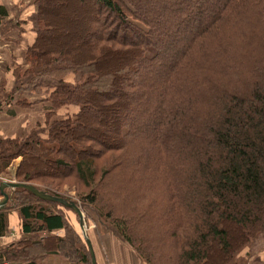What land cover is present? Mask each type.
<instances>
[{
	"label": "trees",
	"instance_id": "16d2710c",
	"mask_svg": "<svg viewBox=\"0 0 264 264\" xmlns=\"http://www.w3.org/2000/svg\"><path fill=\"white\" fill-rule=\"evenodd\" d=\"M33 4L35 42L0 105L46 119L0 137V185L79 206L75 189L138 264H249L264 238V0ZM6 193L0 238L8 210L23 237L1 261L93 264L74 210Z\"/></svg>",
	"mask_w": 264,
	"mask_h": 264
},
{
	"label": "crops",
	"instance_id": "0c3cea01",
	"mask_svg": "<svg viewBox=\"0 0 264 264\" xmlns=\"http://www.w3.org/2000/svg\"><path fill=\"white\" fill-rule=\"evenodd\" d=\"M0 7L4 12H0V102H3L5 93L14 88V68L11 66L14 63L24 65L28 47L35 42L33 17L37 13V8L33 0H0ZM9 21H12V27L7 29L5 24ZM19 100L20 98H17V101ZM42 117L45 116L38 109L25 110L14 104L11 106L2 104L0 137L26 136L38 124L43 123ZM20 162L21 159L17 160L9 169L12 176L16 175ZM4 227L5 234L0 238V250H9L23 237L22 222L17 211H6ZM56 235L64 236V232H57ZM107 248V253L103 255L102 261L98 259V264H138L135 256L114 239H111ZM0 264L7 263L0 260ZM43 264L65 263L56 256H50Z\"/></svg>",
	"mask_w": 264,
	"mask_h": 264
},
{
	"label": "rangeland",
	"instance_id": "374dc122",
	"mask_svg": "<svg viewBox=\"0 0 264 264\" xmlns=\"http://www.w3.org/2000/svg\"><path fill=\"white\" fill-rule=\"evenodd\" d=\"M45 117H42L43 123L45 124ZM149 120V118H148ZM144 128H141V131H144ZM17 172V171H16ZM12 175V174H11ZM9 181V182H16L15 180H12L10 178L3 179L2 182ZM63 192L66 194V198L73 200L79 204V207L83 208L82 203L79 200V195L77 194V191L75 189H70L69 187H65ZM1 199V198H0ZM82 211L84 215V220L85 222V231L87 233L88 238L90 239L94 253L97 258V263L98 259H103V255H105L108 251V245L113 239L110 234L105 231L104 228L101 227L97 222V217L94 215L93 212H91L87 207H85ZM69 216L72 218V222L74 224V227L77 228V231H79L80 237L83 238V240L86 242L84 236H83V230L80 228L79 221L76 217V215H71V212H69ZM114 241H116L121 247L123 246L125 250L128 249L126 248L121 242L116 240L114 238ZM250 253V258L248 259L249 264H264V238L260 239L253 247L252 249L247 251V254ZM106 257V256H105ZM143 264V263H141Z\"/></svg>",
	"mask_w": 264,
	"mask_h": 264
},
{
	"label": "water",
	"instance_id": "95a60500",
	"mask_svg": "<svg viewBox=\"0 0 264 264\" xmlns=\"http://www.w3.org/2000/svg\"><path fill=\"white\" fill-rule=\"evenodd\" d=\"M15 190V189H26L28 190L29 192H31L32 194H34L36 197L44 200V201H51V202H56V203H60L72 210H74L80 217L81 219V229L83 230V236L86 240V243L88 245V247L90 248L91 250V253H92V258H93V264H97V260H96V256H95V253H94V249H93V246H92V243L90 241V239L88 238L87 236V233L85 231V222H84V215L80 209L79 206H77L74 202H69V201H66L62 198H58V197H54L52 195H49L43 191H39L38 189H36L34 186L32 185H27V184H19L17 182H2L1 185H0V191H1V201H0V211H3L6 209L8 203L10 202V197L9 195L6 193L7 190Z\"/></svg>",
	"mask_w": 264,
	"mask_h": 264
},
{
	"label": "bare ground",
	"instance_id": "6f19581e",
	"mask_svg": "<svg viewBox=\"0 0 264 264\" xmlns=\"http://www.w3.org/2000/svg\"><path fill=\"white\" fill-rule=\"evenodd\" d=\"M1 199H2V197H1ZM1 199H0V201H1Z\"/></svg>",
	"mask_w": 264,
	"mask_h": 264
}]
</instances>
